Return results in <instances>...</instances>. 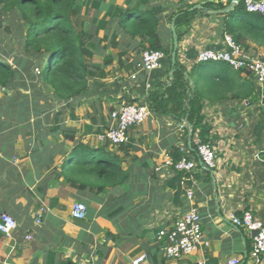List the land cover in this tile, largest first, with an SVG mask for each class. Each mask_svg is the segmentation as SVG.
<instances>
[{
	"label": "crops",
	"instance_id": "1",
	"mask_svg": "<svg viewBox=\"0 0 264 264\" xmlns=\"http://www.w3.org/2000/svg\"><path fill=\"white\" fill-rule=\"evenodd\" d=\"M84 2L80 14L89 44L86 56L93 68L82 98L58 100L27 54H12L7 60L17 75L11 89L0 87V216L12 215L17 227L8 235L0 232V264H133L143 253L148 264H226L232 258L249 262L254 235L236 226L231 216L251 210L264 222V84L244 71L239 80L253 82L256 99L236 97L212 103L206 97L203 101L205 121L213 128L207 144L217 153L215 168L202 164L196 148L188 153L187 144L197 146L200 140L181 129L182 121L152 112L147 121L130 130L125 144L101 142L98 135L114 123V110L129 98L143 103L153 86L168 81L173 72L167 56L150 74L139 70L146 40L118 32L121 10L132 3L153 9L159 18L157 44L169 48L170 18L181 3ZM203 2L185 0L196 5ZM221 2L226 8L232 4V0ZM225 15L211 11L196 19L180 40L177 58L189 70L200 64L202 50L225 49ZM12 24L0 4V39L4 38L5 50L19 47ZM247 48L246 53L264 58V47L254 41H248ZM80 142L117 152L125 181L101 191L93 184L82 187L70 180L64 169L73 162V148ZM178 148L197 162L195 170L180 176L156 170L165 154ZM189 190L194 193L191 200ZM75 202L87 205L84 219L72 216ZM191 207L201 217L202 242L187 255L168 258L158 233L174 227Z\"/></svg>",
	"mask_w": 264,
	"mask_h": 264
},
{
	"label": "trees",
	"instance_id": "2",
	"mask_svg": "<svg viewBox=\"0 0 264 264\" xmlns=\"http://www.w3.org/2000/svg\"><path fill=\"white\" fill-rule=\"evenodd\" d=\"M204 1V4L196 7V4L179 0L181 4L170 18L171 23H175L179 42L190 32L196 19L209 16L211 11L226 8L222 0ZM84 3V0H0L3 14L13 20L15 45L19 46H8L5 50L4 38L0 39V87L11 89L17 75L15 67L2 59L8 60L12 54L22 53L33 61L34 68L40 69L39 77L53 88V94L58 100L76 101L82 98L90 87L93 68L86 56L89 44L80 14ZM223 23L225 33L230 34L245 50H248L247 43L250 40L264 47V16L248 13L243 0L225 15ZM117 26L118 32L125 37L144 38L146 43L142 51L159 49L171 57L173 38L169 48L157 44L159 18L153 9L132 3L121 10ZM1 53H5V58ZM17 61L20 65L18 57ZM171 69L173 73L169 80L157 82L143 103L154 114L184 122L186 133L196 134L199 143H209L213 129L205 121L203 113L206 97L212 103L236 97L256 99L253 82L248 79L243 82L239 80L244 70H235L226 63H200L189 70L177 58ZM135 101L129 98L127 104ZM194 148L197 149L195 144L191 147L187 144L188 153L194 152ZM72 153L73 162L65 166L64 172L69 174L70 180L80 182L82 187L93 184L99 190L107 191L125 181L122 158L117 152L105 146L94 149L80 142ZM97 153L103 157L99 158ZM170 155L175 161L186 156L179 148L171 150Z\"/></svg>",
	"mask_w": 264,
	"mask_h": 264
},
{
	"label": "built area",
	"instance_id": "3",
	"mask_svg": "<svg viewBox=\"0 0 264 264\" xmlns=\"http://www.w3.org/2000/svg\"><path fill=\"white\" fill-rule=\"evenodd\" d=\"M245 10L248 13H262L264 15V0H243ZM225 49H205L198 55L200 63L223 62L233 67L235 70H244L261 84H264V58L246 53L245 49L239 45L234 38L226 33L224 37ZM165 52L159 49H145L141 52L139 70L150 74L162 66L165 59ZM36 73L40 69L35 68ZM132 78L136 79L133 74ZM150 87V83L147 84ZM151 116V111L146 103L122 104L111 113L113 124L105 132L98 135L101 142L109 143L112 146L125 144L129 139V132L132 128L140 126ZM181 129L186 131V126L181 122ZM197 154L207 168L212 169L217 166L216 151L209 144H197ZM198 166L197 162L186 156H182L175 161L173 157L166 153L163 162L156 170H168L175 173H191ZM194 197L192 190L187 192V198ZM88 207L82 202H75L72 206V216L75 219H84L87 216ZM233 223L238 227H244L250 234L257 230L253 236V245L250 253V261L242 262L238 258L228 260L226 264H261L264 256V222L255 218L251 210H244L241 215L233 214ZM37 223L42 222L39 215ZM17 227L15 218L2 213L0 216V232L10 234ZM28 238H31L30 236ZM203 238L201 217L197 209L190 208L175 223L171 229H163L158 233V239L165 243V254L168 258H179L191 253ZM133 264H148L145 253L136 256Z\"/></svg>",
	"mask_w": 264,
	"mask_h": 264
},
{
	"label": "water",
	"instance_id": "4",
	"mask_svg": "<svg viewBox=\"0 0 264 264\" xmlns=\"http://www.w3.org/2000/svg\"><path fill=\"white\" fill-rule=\"evenodd\" d=\"M212 1V0H210ZM240 0H232V4L230 5V7L228 8H224L222 10L219 11H215V12H225V13H229L230 11H233L235 9V7L237 6V4L239 3ZM205 2H203L202 4H204ZM200 5H197L196 7H199ZM257 16L259 17H263L264 15L262 13H256ZM172 32H173V50L171 53V61L172 64L175 65L176 61H177V52H178V48H179V37L177 35V31L175 28V23H172ZM173 73V72H172ZM171 73V75H172ZM189 145H191V142L189 143ZM253 235L257 234V230L253 231L252 233Z\"/></svg>",
	"mask_w": 264,
	"mask_h": 264
},
{
	"label": "rangeland",
	"instance_id": "5",
	"mask_svg": "<svg viewBox=\"0 0 264 264\" xmlns=\"http://www.w3.org/2000/svg\"><path fill=\"white\" fill-rule=\"evenodd\" d=\"M2 61H5V62H7V60L6 59H2ZM47 62V61H46ZM202 64H206V63H202ZM196 152H197V149H196Z\"/></svg>",
	"mask_w": 264,
	"mask_h": 264
},
{
	"label": "clouds",
	"instance_id": "6",
	"mask_svg": "<svg viewBox=\"0 0 264 264\" xmlns=\"http://www.w3.org/2000/svg\"><path fill=\"white\" fill-rule=\"evenodd\" d=\"M252 14V13H251ZM226 34V33H225ZM170 154V153H169ZM183 174V173H182Z\"/></svg>",
	"mask_w": 264,
	"mask_h": 264
}]
</instances>
